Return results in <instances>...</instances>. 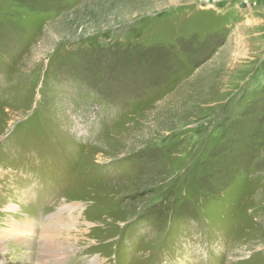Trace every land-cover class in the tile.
<instances>
[{"label":"rangeland","instance_id":"374dc122","mask_svg":"<svg viewBox=\"0 0 264 264\" xmlns=\"http://www.w3.org/2000/svg\"><path fill=\"white\" fill-rule=\"evenodd\" d=\"M8 215L0 264H264V0H0Z\"/></svg>","mask_w":264,"mask_h":264},{"label":"bare ground","instance_id":"6f19581e","mask_svg":"<svg viewBox=\"0 0 264 264\" xmlns=\"http://www.w3.org/2000/svg\"><path fill=\"white\" fill-rule=\"evenodd\" d=\"M10 211L12 213H15L17 210V207L15 205H12L9 207ZM8 217L10 218V223L8 225V228H0V242L1 243H5L6 241H8L9 239H14L17 243H24L25 239L27 237H29V223L27 221L24 220V222H21L18 220V218L16 216L13 215H8ZM16 217V218H14ZM17 219V220H16ZM56 219H58L57 221H60L58 223L61 222V218L59 215H57ZM8 221V220H6ZM7 227V226H6ZM46 236V235H44ZM27 240V239H26ZM55 241V238L53 239ZM47 242L46 246L44 247V249H46L47 251H45L47 254L49 255H54V257L59 256L58 258H60L61 256V252L58 249V247H56V245L58 244L57 241L54 242ZM55 246V247H53ZM58 260V259H56Z\"/></svg>","mask_w":264,"mask_h":264}]
</instances>
